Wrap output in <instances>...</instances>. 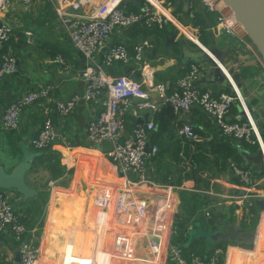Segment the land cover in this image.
Masks as SVG:
<instances>
[{
	"label": "crops",
	"instance_id": "obj_1",
	"mask_svg": "<svg viewBox=\"0 0 264 264\" xmlns=\"http://www.w3.org/2000/svg\"><path fill=\"white\" fill-rule=\"evenodd\" d=\"M58 1L32 0L30 4L24 5L20 0H10L0 13V20L8 23L12 30L7 50L11 51L17 60L16 72L0 78V163L6 171H10L23 157L24 151L35 155L31 168L24 174L26 185L35 194L25 199L15 189L3 191L28 228H38L36 241L41 251L43 244L45 249L48 248L40 254L39 264L41 258L42 264H52L55 259L58 261L60 248L63 246L62 264H119L117 261L167 264V243L169 240L173 241L170 232L175 230L178 221L186 224L188 242L197 238L196 233L199 231L211 232L222 223L242 222L241 199L245 188L231 173L230 165L237 163L252 169L254 177L261 180L257 191L264 195V162L261 161L257 169L255 163L246 158L255 155L259 150L258 146L248 143L245 145L240 140L224 135L212 117L197 106H192L189 113L173 112L174 117L170 123L158 127L155 118L160 117V111L165 104L156 93H152L151 99L159 111H144L139 117H133L127 112L119 140L129 137L135 124L153 120L154 129L150 142L157 145L158 151L154 159L146 163L145 173L155 183H168L175 187L168 195H133L124 190L126 199L131 196L146 199L147 214L141 222L137 221L133 212L128 215L115 211L105 213L96 206L95 197L105 186H111L117 192L134 183L136 176L123 173L117 165L109 161L106 156L109 143L92 145L86 137V125L100 110L99 102L80 101L68 115L46 111L52 101L66 100L83 90L84 81L80 72L89 63L74 49L57 17L55 7ZM100 1L85 0L80 12L86 15L92 13ZM140 1L142 5L143 0ZM171 1L177 7L176 12L171 11V14L182 20L179 15H186L187 12V9L183 8V1ZM164 2L166 0H160L159 3L162 5ZM191 2L202 9L199 0ZM208 19L213 23L215 15L208 13ZM177 21L187 30L182 31L172 23L185 34L187 41L182 39L180 31L175 32L172 30L173 26L171 29L163 21L166 33L159 41L154 34L155 26L158 25L152 27L146 36L141 37L143 24H135L116 28L107 45L121 43L129 49L141 40H149L151 47L144 50V56L152 67L153 81L163 83L168 89L174 87L175 80L193 62L200 68L196 81L200 88L212 94L231 93L232 86L216 63L219 62L254 117L264 142V60L254 44L241 32L235 36L221 34V39L217 37L215 40L205 28L199 31L193 25L190 27L185 22L182 24ZM190 22L187 20V23ZM25 32L29 34L26 35ZM171 33L174 34L172 37ZM198 33L200 37H197ZM179 39H182V42H179ZM198 43L208 52L201 50ZM195 46L197 50L193 49ZM169 47L178 51L174 54L169 51ZM131 50L132 48L129 49ZM56 56L61 57L63 63L56 61ZM106 72L115 76L125 71L124 67L114 64L107 68ZM40 86L48 87L47 98L23 110L16 130L5 129L2 123L4 107L16 96ZM228 115L231 120L242 117L237 101L232 103ZM45 118L51 121L57 139L50 149L37 151L30 146L29 141ZM183 123L193 126L202 139L201 143H192L177 134L178 127ZM67 146L76 150L85 149L88 154L79 162L75 155L71 164L67 165L66 160H71ZM172 152L177 153L173 160ZM49 153L58 158L54 169H49L43 160V155ZM199 160L203 166L197 163ZM206 211L211 214L212 224L207 222ZM250 211L253 215L248 222L245 221L244 230L253 231L252 243L236 244L224 239L222 264H264V211L255 206ZM77 219L81 220V226L85 229L88 227V221H91L93 240L89 253L84 245L87 241L85 231L81 233L84 238L83 242H80V251L77 247L79 243H67V240L74 242V238L72 229L66 227L73 226V221ZM157 219L165 223L164 231L155 232L153 229ZM152 240L160 244L158 253H154L150 247ZM202 240L207 250V241ZM20 244L10 232L0 233V264H19L15 261V256ZM140 249H146L149 252L146 255L150 254V257L137 260L135 252ZM85 253L87 255H83Z\"/></svg>",
	"mask_w": 264,
	"mask_h": 264
},
{
	"label": "built area",
	"instance_id": "obj_2",
	"mask_svg": "<svg viewBox=\"0 0 264 264\" xmlns=\"http://www.w3.org/2000/svg\"><path fill=\"white\" fill-rule=\"evenodd\" d=\"M28 5L32 0H20ZM85 1V0H84ZM83 0H59L55 12L63 25L72 46L88 61L80 72L84 81V88L66 100H55L46 107V111H53L59 115L70 114L80 101H97L101 108L86 125V137L92 145L109 143L106 153L109 161L117 165L123 173H132L136 176L135 182L126 188L115 192L111 186H105L95 197L96 206L108 213L119 212L128 215L133 212L138 222L144 220L147 214L148 203L146 199L131 196L126 199L124 190L133 195L136 193H170L175 187L172 184H158L150 180L145 173L146 163L152 161L157 154V145L150 142L151 132L154 129V121L146 120L133 126L129 137L120 141L119 136L124 129V115L128 112L133 117H139L144 111L158 112L159 108L151 99L152 93H156L163 104L169 105L173 112L183 111L189 113L192 106L199 107L207 115L211 116L220 131L229 137L242 140L251 145H257L263 152L264 142L260 136L257 124L243 98L240 96L228 73L223 66L216 62L227 77L232 86V92H220L212 94L206 89L200 88L196 81L200 74V68L196 63H190L186 71L174 82V87L168 89L163 83L153 81L152 67L144 56V50L151 47L149 40L144 39L132 46V50L121 43L107 45L113 31L118 28L130 27L144 21L149 26L151 23L162 25L164 19H155L156 8L149 0H143L139 11L126 9L124 0H101L90 14H82L80 9ZM158 3L160 0H155ZM204 10L215 15L213 23L205 28L213 36L221 34L235 36L242 30L240 22L235 18L231 8L224 0H199ZM10 0H0V13L6 8ZM193 5L190 1L189 7ZM197 28V27H196ZM28 35V32H25ZM12 30L8 23L0 20V78L16 72L17 60L11 51L5 46L11 38ZM55 60L63 63L61 57ZM119 64L120 67L129 66L127 72L111 75L106 69ZM48 87L40 86L37 89L27 91L12 99L3 109L2 123L5 129L16 130L19 125L21 113L28 106L45 100ZM234 101L241 107L242 117L231 120L229 110ZM177 134L185 140L197 143L200 136L194 131L190 123H183L177 129ZM57 134L51 121L45 118L36 134L30 138V146L37 151L50 149L56 141ZM67 152H77L72 146L66 147ZM74 156L72 154L71 160ZM231 173L236 176L245 188L242 196L243 217L246 222L253 213L250 205L253 199L264 197L257 191L260 179L254 177L252 169L230 165ZM177 187V186H176ZM183 187V186H180ZM163 214V212H161ZM160 216V214H159ZM158 216V217H159ZM207 218L209 212H205ZM153 229L164 231L166 226L161 219L154 222ZM10 232L20 243L18 247L19 264H39L40 247L35 244L34 228L28 230L15 208L7 199L5 192L0 190V233ZM174 230L170 232V236ZM150 247L154 253H158L160 244L158 241H150ZM182 249L174 245L171 240L167 243V259L176 264H186L181 256ZM193 262L198 264L197 258Z\"/></svg>",
	"mask_w": 264,
	"mask_h": 264
},
{
	"label": "water",
	"instance_id": "obj_3",
	"mask_svg": "<svg viewBox=\"0 0 264 264\" xmlns=\"http://www.w3.org/2000/svg\"><path fill=\"white\" fill-rule=\"evenodd\" d=\"M182 1L183 8L186 10L189 7L191 0ZM224 2L231 8L235 18L240 22L242 35L247 36L251 40L264 60V0H224ZM123 5H131L137 9H141L140 0H124ZM173 35L174 34L171 33V37ZM199 48L208 52L207 49L200 44ZM129 68L128 65L124 66V71L127 72ZM241 113L243 112L241 111ZM33 156L31 153L24 151L23 157L10 171H6L4 166L0 163V190L15 189L22 194L25 199L35 194V192L30 189L24 181V174L31 168ZM246 158L254 162L258 169L263 159V152L259 149L255 155L252 157L246 156ZM253 205L264 211V197L253 199ZM196 237L206 239L207 248L219 239L234 241L236 244L250 245L253 241V231L244 230V226L240 223H222L214 231L197 232ZM23 243H25V239L20 246ZM15 261L17 263L19 262L18 254L15 256Z\"/></svg>",
	"mask_w": 264,
	"mask_h": 264
},
{
	"label": "trees",
	"instance_id": "obj_4",
	"mask_svg": "<svg viewBox=\"0 0 264 264\" xmlns=\"http://www.w3.org/2000/svg\"><path fill=\"white\" fill-rule=\"evenodd\" d=\"M129 10H134V11H139V9L135 8L134 6H127L126 7ZM200 7H195L193 5H191L189 7V9L186 12V15H188V17L190 18V21L192 23L193 26L197 27V29L199 31H203L204 28L207 27L208 24H211L210 21H208V12H206L204 10V8L202 7V9H199ZM206 12V13H205ZM207 17V18H206ZM175 18L177 20H179L181 22V20L175 16ZM182 23V22H181ZM138 24H143L144 29H141V37L146 36L148 34V32H150L151 28L154 27L156 24L155 23H151L149 26L144 24V21L138 22L136 23V25ZM166 33L165 30V24L162 23V25L160 26H155V38L157 41L160 40V38H162V36ZM11 39V38H10ZM9 39V41H10ZM7 48V44L5 46L4 51ZM132 47H130L129 49H131ZM161 115L160 117H156V123L158 124V127H163L165 124L170 123V121L173 119L174 117V113L172 108L169 105H165V107L163 109H161ZM195 131V130H194ZM241 142H243L245 145L247 143H245L244 141L240 140ZM202 139L200 142H197V144L201 143ZM57 157L54 156V154H44L43 155V160H45V162L47 163L46 166L49 169H54L55 165L57 164ZM200 166H203V164H201V160H199L197 162ZM238 166H241L237 163H234ZM250 210L253 209L254 205L251 204L250 205ZM211 215V214H210ZM20 220L23 222V218H20ZM242 222H240V224L242 226L245 227L246 223L244 220V217L241 220ZM208 224H212V218L211 216L208 218ZM23 224L25 225V227L30 230L31 228H28V226L25 224V222H23ZM185 227L186 224L182 222H177L176 224V228L174 230V234H173V241L172 243L174 245H178L181 247L182 249V258L184 259L186 264H195L193 262L194 258H197L199 263L198 264H222L223 262V254H224V250H225V240L224 239H219L217 241H215L214 243L211 244V246L205 250V246H204V241L202 240L203 238H195L192 239L191 241L188 242V236L185 232ZM36 234L38 235V232H36ZM188 242V243H187ZM35 244L37 245V241L35 242ZM167 264H176L174 261L168 259V263Z\"/></svg>",
	"mask_w": 264,
	"mask_h": 264
},
{
	"label": "rangeland",
	"instance_id": "obj_5",
	"mask_svg": "<svg viewBox=\"0 0 264 264\" xmlns=\"http://www.w3.org/2000/svg\"><path fill=\"white\" fill-rule=\"evenodd\" d=\"M165 1V0H164ZM193 2V1H192ZM159 4H161V3H159ZM163 8L164 9H166L170 14H171V11H174V12H176V10L175 9H177V7H175L174 5H173V2L170 0H166V2H164L163 4ZM161 5V6H162ZM193 6H195V4H193ZM196 7V6H195ZM169 8L171 9V10H169ZM189 9V7L187 8V10ZM155 12H156V14H155V16H154V18L155 19H164V21L167 23V27H169V28H171L172 29V27L171 26H173L174 28L172 29V30H174L175 32H181V36H182V39H188L186 36H185V34L181 31V30H179L172 22H170V21H168L167 20V18L161 13V12H158L156 9L154 10ZM180 12V11H179ZM174 18H175V15H173V14H171ZM179 17L180 18H182V20H181V22H182V24H184V22L188 25V26H190V27H192V24H191V22H190V24L189 23H187V20H189L190 21V18L188 17V16H186V15H183V14H180L179 15ZM176 19V18H175ZM187 19V20H186ZM188 31H190V32H194V31H192V30H189L188 29ZM211 35V34H210ZM213 38H215V40L217 39V37H219V39H221V37L222 36H213V35H211ZM197 37H200L199 36V33H198V35H197ZM182 39H179V42L181 41L182 42ZM218 39V40H219ZM185 41H187V40H185ZM173 49V50H172ZM193 49H195V50H197V47L195 46ZM172 51L174 54L176 53V50H175V48H173V47H169V51ZM178 51V50H177ZM81 148H77V150H80ZM72 154L73 155H76V153L74 152H68V155L69 156H72ZM175 155H177V153H174L173 154V152H172V160H173V158H174V156ZM170 156V155H169ZM169 160V159H168ZM67 162H66V164L67 165H70L71 164V161L72 160H70L69 162H68V160H66ZM53 183V182H52ZM90 202V201H89ZM91 209H93L92 207H91ZM90 220V219H89ZM91 222V221H90ZM90 222L88 221V227L85 229V228H83L82 226H81V220L80 219H77V221H73V226H69V227H66L67 229H72V232H71V234H72V237L74 238V242L73 241H69V240H67V243H73L74 245H78L77 243H79V245L77 246L78 247V251H80V242H83V238H84V236L82 237V232L83 231H85V235H86V237H87V241H86V243L84 244L85 245V248H86V251H87V253H89V250H90V247H91V242H92V240H93V235H92V228H91V225H90ZM38 231V228H34V232H35V238H37V236H36V232ZM64 234V233H63ZM85 237V238H86ZM65 243H66V241H65ZM39 247H40V245H39ZM64 247V246H63ZM63 247L62 248H60V259L58 260V261H56V259L53 261V263L52 264H62V255H63ZM42 249H43V251H41V248H40V254L42 255V252L44 253V250H46V249H48L47 247H46V249H45V244H43V246H42ZM147 252L148 251H146V249H140V250H138L137 252H135L136 254H137V257H136V259L138 260L139 258L140 259H143V258H149L150 257V254L149 255H146L147 254ZM87 253H85V254H83V255H87ZM149 253V252H148ZM78 255H79V253H77ZM109 253L107 252V255H108ZM42 258H41V262H40V264H42ZM119 264H150V262H141V261H136V263H123L122 261H117Z\"/></svg>",
	"mask_w": 264,
	"mask_h": 264
},
{
	"label": "bare ground",
	"instance_id": "obj_6",
	"mask_svg": "<svg viewBox=\"0 0 264 264\" xmlns=\"http://www.w3.org/2000/svg\"><path fill=\"white\" fill-rule=\"evenodd\" d=\"M153 6L159 11L161 12L167 19L171 20L173 23H175L182 31L187 30L185 27L181 26L180 23L174 18L172 17V15L166 10L164 9L157 1L155 0H149ZM192 35V34H191ZM192 39H194L193 36H191ZM86 154H88V152L85 149H80L76 152V157L78 158V162L79 160L83 159V157L86 156ZM71 157V156H70Z\"/></svg>",
	"mask_w": 264,
	"mask_h": 264
}]
</instances>
